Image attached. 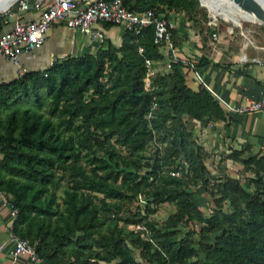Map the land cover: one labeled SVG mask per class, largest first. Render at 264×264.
Instances as JSON below:
<instances>
[{
  "label": "trees",
  "instance_id": "1",
  "mask_svg": "<svg viewBox=\"0 0 264 264\" xmlns=\"http://www.w3.org/2000/svg\"><path fill=\"white\" fill-rule=\"evenodd\" d=\"M123 4L133 11L156 10L168 20L172 14L189 17L198 9L197 0H123ZM175 31L171 29L174 43ZM152 37V27L138 35L125 29L118 47L105 40L94 54L67 56L42 71L25 72L0 84V194L17 211L12 230L34 243L42 259L57 263H63L60 252L72 244L75 263L89 257L126 264L132 262L124 245L129 240L155 264H264V157L244 161L255 164L254 176L248 179L250 190L232 179L216 185L217 203L228 201L230 212L219 209L203 216L187 189L204 167L187 139L185 118L215 123L224 121L226 112L209 90L179 70L187 67L181 62H173L166 72L156 71L145 89V60H168ZM40 91L50 97L52 115L66 116L58 127L37 110L19 109L30 99L40 107ZM61 126L79 139L60 137ZM173 133L189 171L179 163L163 175L176 153L161 146ZM148 145L156 146V155L151 165L144 164L150 169L141 173L142 152ZM82 151L92 166L89 172L77 165ZM57 166L75 170L78 176L64 190L62 208L50 190L57 184L53 171ZM178 170L185 173L171 174ZM124 188L135 198L138 194L145 198L146 211L163 202L174 203L176 211L159 228L135 214L125 219L124 225H144L150 237L117 224L101 231L105 220L92 193L121 200L126 198ZM148 188H153L151 193L140 192ZM183 222L200 223L202 232L215 233L213 240L207 238L199 250L189 242H177L173 236Z\"/></svg>",
  "mask_w": 264,
  "mask_h": 264
},
{
  "label": "rangeland",
  "instance_id": "2",
  "mask_svg": "<svg viewBox=\"0 0 264 264\" xmlns=\"http://www.w3.org/2000/svg\"><path fill=\"white\" fill-rule=\"evenodd\" d=\"M13 0L6 1L3 5H0V18L3 15V11L11 4ZM198 1V9L188 17V21L192 22L198 31L201 33H207L208 35L212 32H225L231 33L235 32V36L239 38L243 37L239 32L248 35V37L256 42L259 45H264V24H259L251 16H248L242 12H222L221 16L216 15L211 9L208 8L204 3L203 6ZM2 6V7H1ZM205 6V7H204ZM234 21H240V24L237 26ZM212 23L208 25L207 23ZM248 40V39H247ZM250 41V40H249ZM186 72H190L189 68ZM189 70V71H188ZM40 107L34 105L33 100L23 102L18 105L19 109H28L29 111H39L44 118H48L52 121L55 127H58V123L63 119H66V116L58 118L55 115L50 113L51 99L46 95L45 91H40ZM79 122H76V124ZM185 129L188 133L187 139L194 144V152L198 153V164L204 167V170L200 173L195 181L189 182L187 187L188 191L191 193L192 198L197 205L198 209L201 211L204 217H209L215 211L230 212L231 206L228 201H220L217 203L216 199H219V195L216 192L217 186L219 183H222L225 180H236L240 185L250 190L251 188L248 185V179L254 176L255 164L254 161L247 165L244 161L256 159L263 156L264 152L262 149H255L250 143H238L233 140H227L226 137L222 136L219 131L216 130V125L212 122H195L190 119L185 118ZM61 131L60 137L69 139L72 137V141L76 142L79 139L77 133L74 131L65 132L63 127H59ZM174 140L175 145H172L171 142ZM179 138L171 134L167 138L161 147L166 146L168 150L176 153L174 156V162L172 160L170 165L164 166L163 175L175 167L176 164H183L185 172H188L187 166L188 163L185 162V153L181 150V146L178 142ZM114 142V140H111ZM115 143V142H114ZM116 145V143H115ZM117 146V145H116ZM156 146L148 145L146 149L142 152L145 158H143L141 167V173L150 169L144 164L146 161L153 163L154 156L156 155ZM85 151L81 152V158L78 161L77 165L81 168H84L86 171H91L92 166L87 162V159L84 157ZM125 156L129 154L123 152ZM68 161L64 166L68 165ZM64 166H57L53 169L55 179L57 184L50 186V190L54 192L56 202L59 204L60 208L63 207V197L64 190L72 186L75 181L78 180V176L75 170L64 169ZM182 168V166H181ZM184 170L174 171V175L181 176L185 173ZM172 174V173H171ZM191 175V172H189ZM189 175V177H190ZM121 181H118V184L121 185ZM153 188H148L140 191L143 193H151ZM126 193V198L121 200H114L104 197L100 193H92L93 201L98 207L99 215L105 220V224L102 226L101 231H105L106 227H113L115 224L118 226L124 225L125 219L132 217L134 214L137 217H145L147 221L154 223L155 227L159 228L165 225L166 219L169 215L176 211V205L174 203L163 202L160 204H155L150 207L152 210L146 211L143 207L145 204V198L142 195H139L135 198L130 190L124 188ZM3 196L2 194H0ZM4 197V196H3ZM115 204V206H114ZM106 205H110L107 207ZM220 209V210H219ZM124 229H131L133 231H143V238L150 237L151 232L149 229L144 228L142 224H128L123 226ZM215 233L206 234L202 232V226L200 223L183 222L180 226L177 227V230L174 234V239L177 242H189L198 250L206 244L207 238L213 240ZM125 248L128 251L129 256L132 258V262L126 264H155L150 263L146 258L141 254V248L131 245L129 240L124 242ZM72 244H69L66 248L65 253L60 252V259L65 264H105L94 258L86 257L85 260L80 261V263H75V256L71 252ZM90 253V252H88ZM86 255V254H85ZM202 257V254H200ZM118 260H113L110 264H115Z\"/></svg>",
  "mask_w": 264,
  "mask_h": 264
},
{
  "label": "crops",
  "instance_id": "3",
  "mask_svg": "<svg viewBox=\"0 0 264 264\" xmlns=\"http://www.w3.org/2000/svg\"><path fill=\"white\" fill-rule=\"evenodd\" d=\"M38 15L39 13L32 9L19 14L24 20H35ZM187 19L188 16L182 14H172L170 18L173 29L176 30L177 56L184 60L196 61L203 82L223 102L235 106L246 103L249 99L259 98L264 92V45L257 44L242 32H239L243 36L241 38L235 36L234 31L212 32L209 35L201 33ZM0 25L2 26L0 32H4L12 27L13 21L5 22L2 15ZM97 28L103 31L106 41L116 47L120 46L125 31L123 25L106 27L102 24L97 25ZM213 34L216 36L213 37ZM97 49L98 45L91 37L74 32L63 23L54 22L46 31L44 41L39 48L20 55V66L26 72L42 71L55 60L67 56L94 54ZM163 51L168 54L165 48ZM179 70L186 77L194 79L191 71L186 72L185 66L179 67ZM16 78V66L0 57V84L11 82ZM194 81L198 84L195 79ZM212 124L217 126L216 130L227 140L231 139L238 143L248 142L255 149H262L264 152V111L247 114L226 113L224 121ZM11 223L9 206L5 197L0 195V245L3 246L0 251V262L7 264L12 263L9 253L12 249L9 242ZM14 264H26L25 257H20ZM43 264L65 263L43 259Z\"/></svg>",
  "mask_w": 264,
  "mask_h": 264
},
{
  "label": "built area",
  "instance_id": "4",
  "mask_svg": "<svg viewBox=\"0 0 264 264\" xmlns=\"http://www.w3.org/2000/svg\"><path fill=\"white\" fill-rule=\"evenodd\" d=\"M29 9L39 13L37 19L24 20L19 16L21 12ZM3 15L4 21L12 20L13 25L9 30L0 33V57L16 66V79L26 72L20 66V55L39 48L44 41L46 31L54 22L63 23L72 31L91 37L98 47L103 45L105 38L103 31L97 28V25L105 23L123 25L126 30L136 35L140 34L144 28L152 27V42L167 50L168 60L166 62L145 60L146 72L143 79L145 89H149L150 77L156 71L166 72L171 69L173 62H181L189 68L198 84L212 93L219 104L225 108L227 114L264 111V92L257 99H249L246 103L235 106L220 100L203 82L196 61L184 60L177 56L171 33V29L174 28L173 24L165 18L164 14L156 10L133 11L123 4V0H15ZM215 36L213 34V37ZM141 51L142 49L139 48V52ZM9 209L13 221L17 211ZM9 242L12 245L9 252L12 263L9 264H14L20 257H25L26 264H43V259L38 255L35 244L16 235L12 230V223L9 226ZM2 249L3 246L0 245V251ZM0 264L7 263L0 262Z\"/></svg>",
  "mask_w": 264,
  "mask_h": 264
},
{
  "label": "bare ground",
  "instance_id": "5",
  "mask_svg": "<svg viewBox=\"0 0 264 264\" xmlns=\"http://www.w3.org/2000/svg\"><path fill=\"white\" fill-rule=\"evenodd\" d=\"M6 1L8 0H0V5H3ZM15 0H13L11 2V4L14 2ZM261 4H263L264 6V0H260ZM201 3H204L205 5L208 6L209 9H211L216 15L221 16V14H223L222 12L227 11V12H242L247 14L248 16H251L253 19H255L257 21V19L250 13L244 12L243 10L239 9L236 5L232 4L230 1L228 0H201ZM10 4V5H11ZM9 5V6H10ZM203 5V4H202ZM8 6V7H9ZM2 7V6H1ZM7 7V8H8ZM6 8V9H7ZM5 9V10H6ZM4 10V11H5ZM3 11V12H4ZM234 23L238 26L240 24V21H234Z\"/></svg>",
  "mask_w": 264,
  "mask_h": 264
},
{
  "label": "water",
  "instance_id": "6",
  "mask_svg": "<svg viewBox=\"0 0 264 264\" xmlns=\"http://www.w3.org/2000/svg\"><path fill=\"white\" fill-rule=\"evenodd\" d=\"M244 12L252 14L259 24H264V6L260 0H228ZM200 4L201 0H199ZM203 6V5H202ZM205 7V6H204Z\"/></svg>",
  "mask_w": 264,
  "mask_h": 264
}]
</instances>
